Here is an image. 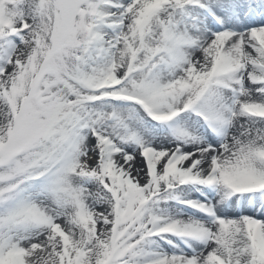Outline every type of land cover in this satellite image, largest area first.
I'll return each instance as SVG.
<instances>
[{"label": "snow or ice", "instance_id": "6c2138e0", "mask_svg": "<svg viewBox=\"0 0 264 264\" xmlns=\"http://www.w3.org/2000/svg\"><path fill=\"white\" fill-rule=\"evenodd\" d=\"M0 264H264V0H0Z\"/></svg>", "mask_w": 264, "mask_h": 264}]
</instances>
